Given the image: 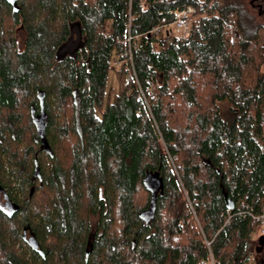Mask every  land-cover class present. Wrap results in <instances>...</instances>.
Here are the masks:
<instances>
[{"label": "trees", "instance_id": "obj_1", "mask_svg": "<svg viewBox=\"0 0 264 264\" xmlns=\"http://www.w3.org/2000/svg\"><path fill=\"white\" fill-rule=\"evenodd\" d=\"M0 191V264H264V0H0Z\"/></svg>", "mask_w": 264, "mask_h": 264}, {"label": "built area", "instance_id": "obj_2", "mask_svg": "<svg viewBox=\"0 0 264 264\" xmlns=\"http://www.w3.org/2000/svg\"><path fill=\"white\" fill-rule=\"evenodd\" d=\"M173 14L176 15V18L174 21L170 24L161 25L158 27H155L153 30L150 31V33H153L157 38L161 35V33L167 29L171 30L177 38H187L189 37L192 29L193 22L195 20V8L192 5L184 6L180 9L172 10L170 11ZM131 38L129 37L127 39L128 42H130ZM123 56H128V59L130 60V68H131V78L134 81L135 85L139 88L140 93V99H143L146 105L148 106L147 101V95L148 93L150 95H155V92L152 88V80L147 79L146 83L148 84V91L144 89V87L140 84V81L137 77V74H135L133 65H132V59H131V47L129 46L127 51L122 53ZM113 66L118 67L119 62L117 60L112 61ZM187 201L190 207V212L196 216V210H195V204L197 202V199L189 197V195L186 193ZM254 219L260 220L261 225V235H264V210L259 215H251ZM203 264H214L213 258L209 262H202Z\"/></svg>", "mask_w": 264, "mask_h": 264}, {"label": "rangeland", "instance_id": "obj_3", "mask_svg": "<svg viewBox=\"0 0 264 264\" xmlns=\"http://www.w3.org/2000/svg\"><path fill=\"white\" fill-rule=\"evenodd\" d=\"M263 20V19H262ZM24 38H25V32L21 26H17L15 28V39H16V48L17 49H22L23 43H24ZM68 46L69 44H66L63 49L60 50V54H65L68 51ZM115 68L112 67V69L109 70L108 75H107V80H106V88L112 89L114 91L117 90L118 87V80L115 72ZM220 107H221V112L223 117L227 120L230 121L233 118V114L231 111V104L228 101H223L220 102ZM95 217L91 219V233L94 232L95 230ZM264 248V245L262 246ZM257 258V257H256ZM256 258L252 259L248 264H257L256 263Z\"/></svg>", "mask_w": 264, "mask_h": 264}, {"label": "water", "instance_id": "obj_4", "mask_svg": "<svg viewBox=\"0 0 264 264\" xmlns=\"http://www.w3.org/2000/svg\"><path fill=\"white\" fill-rule=\"evenodd\" d=\"M5 1L7 3H9L13 7V9H15L18 0H5ZM42 113H43V111L41 112V114ZM34 123H35V125L37 127L38 135L40 136V146H41V148L45 149L46 151H49L50 149H49V147L47 145V142L45 140V137H44V129L41 127L42 121H41V116L40 115L34 117ZM32 176H33V178H38V179L41 180V175H40V170H39V164L37 162V159H34V169H33ZM227 206L230 209L234 208V203H233V201L231 199H228L227 200ZM29 242L34 247L37 246L36 240L34 239V237L32 235L29 238ZM40 254H42L41 251H40ZM86 258H87V256H86Z\"/></svg>", "mask_w": 264, "mask_h": 264}, {"label": "flooded vegetation", "instance_id": "obj_5", "mask_svg": "<svg viewBox=\"0 0 264 264\" xmlns=\"http://www.w3.org/2000/svg\"><path fill=\"white\" fill-rule=\"evenodd\" d=\"M12 202L10 200V197L6 196L4 193H2L0 191V210H2L4 213H6L7 215H10L11 212H12ZM31 234L30 232L27 230V231H24L23 232V237H24V241L28 243V245L34 250L36 251L40 256L41 258H43V253L40 254V249H39V245L37 244L36 247H34L30 242H29V238H30Z\"/></svg>", "mask_w": 264, "mask_h": 264}]
</instances>
